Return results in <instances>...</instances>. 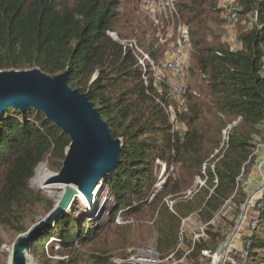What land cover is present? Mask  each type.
I'll return each mask as SVG.
<instances>
[{"label":"trees","instance_id":"16d2710c","mask_svg":"<svg viewBox=\"0 0 264 264\" xmlns=\"http://www.w3.org/2000/svg\"><path fill=\"white\" fill-rule=\"evenodd\" d=\"M238 1L244 12L257 11L258 23L241 35L242 49L232 51L229 44L208 40L213 35L209 23L216 20L219 0H177L180 17L191 33V72L203 75L214 114L208 117L202 98L188 91L184 96L186 108L178 110V119L188 127L181 139L171 132L166 112L155 100L158 91L144 84L135 56L109 35L115 30L125 38L137 34L140 25L137 26L135 8H130L121 20L125 12L119 7L122 0H72L60 4L55 0H0V69L39 67L49 74L68 69L69 84L87 93L101 110L112 135L122 139L120 161L103 182L115 203L111 225L80 232L71 215L64 213L54 226L35 234L30 244L32 253L43 251L50 236L61 241V248L56 250L59 254L62 247L70 253L76 249V240L92 247L102 240L106 253L110 250V232L129 239L132 226H115L114 220L119 211H123L125 219L139 218L145 212L143 204L130 206L144 198L152 184L155 160H169L176 153V162L190 173L201 174L202 163L220 146L222 129L240 119L230 132L228 149L222 157V151L215 156L220 157L215 170L209 163L206 167L207 187L201 188L190 202L175 204L174 211L165 203L160 206L162 198L156 200L158 249L168 252L175 246L182 217L198 212L204 221L211 220L231 199L237 178L251 155V140L264 119V0ZM139 40L145 45L148 42L144 34ZM154 45V56L166 49L155 38L149 43L151 48ZM70 141L43 111L31 107L22 112L8 107L0 115L1 222L11 223L17 208L40 199L30 187L36 168L47 157L63 162ZM216 177L218 182L214 183ZM174 191L168 187L162 196ZM239 196L245 194L240 192ZM74 227L78 232L74 233ZM196 249H207V244L200 243ZM256 257L264 264V209L253 233L251 258ZM99 259L103 264L108 260Z\"/></svg>","mask_w":264,"mask_h":264},{"label":"rangeland","instance_id":"374dc122","mask_svg":"<svg viewBox=\"0 0 264 264\" xmlns=\"http://www.w3.org/2000/svg\"><path fill=\"white\" fill-rule=\"evenodd\" d=\"M55 1L57 4H60L72 0ZM140 1L141 0H122L119 7L122 10L124 9L125 12L121 20L126 18L124 15L130 8H135L137 26L140 25L138 29H143L145 26L147 28L150 26L151 29L152 26L147 15L140 9ZM232 7L238 9L240 12L241 21L230 28L226 25L225 17ZM218 8L219 13L216 15V20L209 23L210 28L213 30V35H210L208 40L211 42H221L223 44L231 43L232 46L240 47V41L242 40L241 35L251 30L258 23L257 11L244 12L243 6L238 0H219ZM118 35L120 38H125L119 33ZM154 38L155 37L149 40V42L151 43ZM204 83L203 75H201V73L197 74L196 70H193L191 72L189 91H191L194 96L202 98L204 101L205 113L208 117L213 118L214 114L210 111V106L212 104ZM165 91L168 102L171 103L177 111L186 108V97L172 95L170 91H167V88H165ZM238 121L235 122L238 123ZM181 122H183L188 129L186 123L184 121ZM234 125V123L228 124L227 127L222 129L220 146L202 163L201 174H195L193 171L190 173L181 162H176V153H173V157L169 160L160 159L161 162L173 164L174 167L171 172L167 173V175L160 180L163 163H160L158 159L155 160V175L152 184L147 189L144 198L135 200L132 206H130L134 207L143 204L146 206L145 212L139 215V218L130 216L125 219L123 218V211H119L114 220L115 226H132L133 232L131 236H129V239H125L123 236L115 235L110 232L108 243L110 244V250L106 253H104L103 250L102 240L94 247L90 244L82 245L80 241L76 240V249L70 253L62 247V253L59 254L56 250L61 248V241L57 237L52 238V236H50L48 241H45L43 251L40 253H32L31 249H28L27 254L29 262L31 260L33 264H103L98 261L100 260L99 258L104 257L108 259L106 264H113V257H124L130 250H134L137 247L152 246L161 252L164 257L173 255V257L169 259V262L177 261V264H209L210 258H207V256L203 254V250L199 252L196 249L197 246L200 243H205L207 244V248L216 251L220 245L227 240L236 224L241 220L240 217L243 212V207L250 195L254 191H261L262 178L264 177V119L258 126L259 133H255V136H253L251 140V155L242 167L241 173L237 178V188L231 199L226 201V203L214 213L211 220L204 221L200 218L198 212H192L182 217L178 231V240L175 246L168 252H162L157 247L158 233L156 232L154 223L159 214V207L156 208V200L158 201V198H162L163 201L160 203V206L165 203L171 211H174L175 204L190 202L201 188L207 187L209 176L207 175V170L204 173V165L207 167L209 163L212 171L215 170L216 162L228 149L230 132ZM230 126L232 127L229 128ZM221 151L222 154L220 157L215 159V156ZM61 163L63 165L62 160L59 158H54V160H52L47 157L38 167L43 166L44 172L49 174L50 178L61 169ZM37 168L35 170V175L30 180V187L39 194L40 199L36 200L34 203H29L27 207L17 208L14 215H12L11 223L5 224L0 221V264L12 263V250L18 237L21 234L27 233V231L34 227L40 219L45 218L65 193L66 185L64 184L56 185L61 187L54 189L55 191L53 190V193L46 192L44 188H40L36 183ZM199 178L204 181L203 185L200 184ZM158 183H161L162 187L158 188L156 185ZM214 183H216V179H214ZM177 185L180 188H178ZM168 187L175 188L176 191L162 196V192ZM102 188L103 190L100 193ZM240 192H242L243 195L245 194V197L239 196ZM236 195V199H233ZM259 195H261V193ZM80 200L81 199H79L76 194L70 208L65 212L71 215L74 222L79 226L80 232H86V230L90 232L99 226L107 228V226L109 227L111 225L109 219L111 211L115 207V203L107 185L104 187L103 185L100 186L97 196L95 197L96 202H94L93 205L86 206L85 203L83 205L81 203L83 200H81V202ZM172 200L173 203H171ZM250 215L251 213L249 212L246 216L247 222ZM118 218L120 219L119 221H117ZM52 226H54V224ZM24 229H26V231L21 232ZM53 231L55 232L56 229ZM76 232H78V228L74 227V233ZM212 236H214L215 239H213ZM250 264H261L260 258L256 257L253 260L251 258Z\"/></svg>","mask_w":264,"mask_h":264},{"label":"water","instance_id":"95a60500","mask_svg":"<svg viewBox=\"0 0 264 264\" xmlns=\"http://www.w3.org/2000/svg\"><path fill=\"white\" fill-rule=\"evenodd\" d=\"M69 70L49 74L39 67L0 69V115L8 107L22 112L29 108L43 111L70 137L61 169L48 183L73 184L45 218L21 234L12 250L11 264H30L27 251L35 234L64 214L78 191L88 205L94 204V190L120 161L122 139L112 135L101 110L86 92L69 84Z\"/></svg>","mask_w":264,"mask_h":264},{"label":"built area","instance_id":"2783aa9c","mask_svg":"<svg viewBox=\"0 0 264 264\" xmlns=\"http://www.w3.org/2000/svg\"><path fill=\"white\" fill-rule=\"evenodd\" d=\"M140 9L147 15L152 26L151 29H137V34L130 38H120L116 31H109V35L119 42L125 51L129 50L135 56L136 66L142 72L144 84L147 87L152 85L158 91L157 96H153L156 102L164 108L171 124V132L176 133L183 139L187 128L178 119L177 109L166 101L163 96L166 97L165 88L172 95L178 97L185 96L189 91L193 53L190 28L180 17L177 0H141ZM225 19L226 25L232 28L241 21V14L238 9L232 7ZM142 34L146 36L148 41L146 45L139 40V36ZM153 37L158 39L159 44L166 46V49L161 53L158 52L156 56L152 54V50H156L157 45L152 46V48L149 46V40ZM240 42L241 46L236 47L232 46L229 41L230 49L232 51L242 49L243 43ZM262 70V74H264V65ZM148 93L150 92L148 91ZM236 123L234 122V124ZM158 160L163 163L161 180L174 167L173 164ZM205 171L206 165H204V173ZM262 181L261 191H254L250 195L243 207L241 220L236 224L227 240L216 251L210 248L202 251L207 258H210L209 264H250L253 251V233L259 226L260 214L264 209V177ZM199 182L202 185L204 184L201 178H199ZM156 185L158 188L162 187L161 183ZM260 193L261 195H259ZM81 203L84 205L85 202L82 201ZM171 203H173V200ZM85 204L87 206V203ZM249 212L251 215L247 222L246 216ZM119 220L118 218L117 221ZM172 257L173 255L164 257L161 252L152 246L137 247L130 250L124 257H113L112 262L113 264H177V261L169 262Z\"/></svg>","mask_w":264,"mask_h":264},{"label":"bare ground","instance_id":"6f19581e","mask_svg":"<svg viewBox=\"0 0 264 264\" xmlns=\"http://www.w3.org/2000/svg\"><path fill=\"white\" fill-rule=\"evenodd\" d=\"M37 178H36V183H37V185L40 187V188H44L45 189V191L46 192H51V193H53L55 190L54 189H57V188H59V187H61V186H56V185H60V184H63V183H60V184H55V183H48V180H49V174H46L45 172H44V169H43V166H40V167H38L37 168ZM54 175V174H53ZM52 175V176H53ZM64 185H66V188L68 187V186H70V187H73V188H75L76 186L75 185H73V184H70V185H67V184H64ZM103 185V182L102 183H99L98 185H97V187H96V189L94 190V193H93V196H94V202H95V197L97 196V193H98V191H99V189H100V186H102ZM54 190V191H53ZM77 197L79 198V199H81V200H83V202H85V203H87L86 202V200H85V198H86V196H85V194H83L82 192H80V191H78V193H77ZM88 205V204H87ZM89 206V205H88ZM31 262V263H30ZM30 264H33V262L30 260Z\"/></svg>","mask_w":264,"mask_h":264}]
</instances>
